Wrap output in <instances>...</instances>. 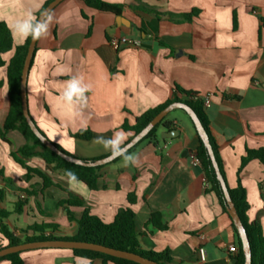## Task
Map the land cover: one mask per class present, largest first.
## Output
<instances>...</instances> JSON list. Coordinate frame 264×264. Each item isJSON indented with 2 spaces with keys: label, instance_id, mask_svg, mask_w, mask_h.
Listing matches in <instances>:
<instances>
[{
  "label": "crops",
  "instance_id": "crops-1",
  "mask_svg": "<svg viewBox=\"0 0 264 264\" xmlns=\"http://www.w3.org/2000/svg\"><path fill=\"white\" fill-rule=\"evenodd\" d=\"M47 1L0 0V23L10 30L14 47L26 39L13 37L9 27L13 18L29 10L36 15ZM100 1L121 7L120 16L87 7L82 0H64L52 10L54 21L49 34L37 40L26 82L34 124L73 157L97 160L110 151L97 140L75 139V133L90 130L110 133L111 138L175 95L185 99L176 88L200 99L211 94L203 110L226 184L234 188L237 180L241 182L249 206L247 219L258 222L264 235V164L249 161L238 173L247 150H264V0ZM192 11L197 15L183 19ZM113 38H127L138 45L114 50ZM12 55L13 51L3 56L5 64ZM73 77H83L90 85L86 105L62 99ZM8 109L6 68L0 67V128ZM174 111L167 120L172 123L170 131L178 132L176 137L162 139L161 134L169 131L160 127L159 141L141 142L131 152L139 157L138 165L124 166L122 158L101 166L93 191L39 158L18 156L58 187L42 190V181L35 175L25 180L26 169L11 157L25 140L17 131L10 132L8 143L0 140V170L12 182L5 184L0 178L4 192L0 210L8 214L4 223L9 231L20 237L28 227L48 224L58 226L55 236H75L77 224L68 221L66 210L78 219L83 208L58 206L69 192L105 223H111L119 210L130 208L141 249L169 250L170 264H235L232 257L238 245L231 222L209 191L202 168L189 162L199 146L198 136L185 112L183 116ZM128 195L134 196L133 204ZM18 201H24L20 213L14 210ZM153 213L160 215L165 229L149 223ZM12 217L23 220L14 222ZM0 244H7L1 235ZM199 248L205 251L204 260L199 258ZM20 259L21 264H104L64 249L28 250L20 253Z\"/></svg>",
  "mask_w": 264,
  "mask_h": 264
},
{
  "label": "trees",
  "instance_id": "trees-1",
  "mask_svg": "<svg viewBox=\"0 0 264 264\" xmlns=\"http://www.w3.org/2000/svg\"><path fill=\"white\" fill-rule=\"evenodd\" d=\"M48 0L42 7V9L35 15L39 16L41 11L51 2ZM87 7L93 8L100 12H106L113 14L114 16H120L121 7L108 5L100 0H82ZM147 12L146 10H143ZM156 17L159 14H155ZM197 15V11H192L190 14L183 15V19L189 21L192 16ZM158 19V18H157ZM140 32H144L143 29H139ZM31 40L29 36L23 45L14 47L12 42V36L10 30L5 23H0V67L6 68V84L8 87V103L9 109L5 121L0 128V140L4 143H8L7 135L10 132L17 131L25 140V144L16 152L11 153V157L16 163L21 165L26 169L25 180H29L31 175H35L41 179V189L45 190L49 187L56 186L52 181H50L45 174L38 169H32L27 167L19 158H39L43 161L46 166H51L54 170L61 171L68 179L76 181L86 186L89 190H95L97 187V182L99 179V170L101 167L87 168L78 165H74L66 162L61 159L59 156L51 152L40 141L34 136L31 132L29 126L27 125L21 108V99H20V78L21 71L23 68L24 60L27 54V49ZM13 51V55L9 60L8 64H5L3 61V56L9 52ZM176 93L182 94L185 99H180L177 95L174 98L167 100L163 104L145 111L141 116H139L134 126L127 128L122 127L124 131H130L132 136L128 138L126 143L131 140V138L139 133L155 116H157L164 108L169 106L172 103H184L188 105L198 120L200 121L202 127L204 128L209 143L212 147L217 165L219 167L220 173L226 183L224 168L218 153V146L213 139L210 129L209 121L203 110V102L195 94L190 92H184L176 88ZM188 118L194 133L197 135V132L194 128L193 123L185 113ZM168 116V115H167ZM167 116L155 126L147 136L141 141H151L157 142L160 140L159 128H164L166 131H170L172 128V123L167 120ZM39 130V129H38ZM40 131V130H39ZM41 132V131H40ZM42 133V132H41ZM43 134V133H42ZM44 135V134H43ZM110 133L108 134H96L90 130H80L73 135V137L80 141H92L97 140L98 138H110ZM198 136V135H197ZM199 139V138H198ZM139 142L135 147L129 150V153L133 152L135 148L141 143ZM60 151L65 153L68 156L73 157L66 151H64L60 146L53 143ZM196 154L200 160L201 168L204 172L206 183L209 187V191L212 192L222 208V212L228 217L231 222L232 229L235 234L236 242L238 245V250L236 254L232 257V260L235 261V264H244V256L242 252L241 242L237 235V232L233 226V222L230 216L227 213L226 202L220 188L218 181L216 180L214 170L211 166V162L208 158L206 149L199 140V146L196 149ZM122 159V157L116 159L114 162ZM98 160V159H97ZM252 160H258L264 164V150H247L246 155L242 158L241 165L238 169V173L243 169V167ZM87 161V160H83ZM95 161V160H90ZM0 178L5 184L12 185V182L3 176V172L0 170ZM227 186V191L230 196V199L234 205L237 216L239 217L249 240L250 250H251V264H264V235H262V229L258 222H249L246 216L248 211V203L246 200V192L239 180H237V185L234 188ZM28 196H31L32 193L26 191ZM67 199L59 202L58 206L66 205L68 207H80L83 208L81 216L78 219L74 218V214L67 208L66 216L69 222H75L77 224V233L73 237H60L55 236V231L58 230V226L55 225H34L28 227L22 231V238L14 236L8 229L7 225L4 223L8 214L0 210V235L7 242L3 247H0V250L10 246H17L24 243L30 242H39L47 240H70V241H79L86 242L104 246L106 248H111L119 251L130 252L136 255H139L145 259L153 261L158 264H170L171 256L170 251L165 250L162 252H153L142 250L138 243V233L136 232L135 222H134V213L130 208L121 209L116 214L114 220L111 223H105L97 216L90 213V209L85 205V203L73 196L71 193L67 192ZM4 198V192L0 190V203ZM135 201L134 196L128 195V202L133 204ZM24 206V201H18L14 210L16 213H20ZM149 223L155 229L163 230L165 226L160 222V215L153 213L150 217ZM49 231L48 236L44 235V232ZM31 232V236H27V233ZM74 256L85 258L88 260H101L104 264H136L130 261L113 258L101 253L86 251V250H71ZM1 261H8L9 264H21L20 253L10 254L5 257L0 258Z\"/></svg>",
  "mask_w": 264,
  "mask_h": 264
},
{
  "label": "water",
  "instance_id": "water-1",
  "mask_svg": "<svg viewBox=\"0 0 264 264\" xmlns=\"http://www.w3.org/2000/svg\"><path fill=\"white\" fill-rule=\"evenodd\" d=\"M62 1L64 0H52L41 11L37 19H42L46 12H48L49 10L51 11L54 10V8L57 7ZM37 40H33L32 38L30 40V43L27 49V54L24 60L23 68L21 71V78H20V99H21L22 114L31 132L40 141L42 145H44L47 149H49L51 152H53L54 154H56L57 156H59L61 159L65 160L68 163L82 166V167H87V168H95V167L105 166L107 164L114 162L118 158H115V159L112 158L111 154L104 158L95 160V161H83L75 157L68 156L62 151H60L56 146H54L53 143L50 142L38 130L37 126L34 124L28 112L26 82H27L28 71H29L32 57L35 51ZM177 109L182 110L187 114V116L189 117V119L194 125V128L197 132L199 140L201 141L204 148L206 149L208 158L211 162V166L215 173L216 180L218 181L220 185V188L222 190V193H223V196L226 202L227 213L233 222V226L241 242L242 252H243L244 259H245L244 264H251V250H250V244H249L246 231L239 217L237 216L234 205L230 199V196L227 191L226 183L220 173L212 147L209 143L208 136L204 128L202 127L200 121L198 120L197 116L195 115L193 110L188 105L184 103H172L166 108H164L139 133L134 135L131 138V140L126 143L128 145V149L130 150L133 147H135L169 113ZM177 135H178L177 131L163 132L161 134V138L162 139H172L176 137ZM20 238H22V236H20ZM37 249L86 250V251H93V252L101 253V254H104V255H107L113 258L130 261L136 264H158V263H155L153 261H150L148 259H145L139 255H136L130 252H124V251H119V250H115L111 248H106L104 246L97 245V244L79 242V241H70V240H47V241L30 242V243H24L21 245H17V246L6 247L0 250V258L5 257L10 254H16V253H21V252L28 251V250H37Z\"/></svg>",
  "mask_w": 264,
  "mask_h": 264
},
{
  "label": "clouds",
  "instance_id": "clouds-1",
  "mask_svg": "<svg viewBox=\"0 0 264 264\" xmlns=\"http://www.w3.org/2000/svg\"><path fill=\"white\" fill-rule=\"evenodd\" d=\"M54 21V14L51 10L46 12L42 19H37L32 11H27L20 17H14L9 25L14 38L23 42L29 36L33 40L41 39L49 34L50 25ZM90 90V85L83 82V77H73L68 81V86L62 95V99L68 104H87L86 93ZM128 137L124 131H117L111 138H98L97 143L102 144L105 150L110 151L112 158H123L124 166H135L139 164V157L129 153L126 144Z\"/></svg>",
  "mask_w": 264,
  "mask_h": 264
},
{
  "label": "built area",
  "instance_id": "built-area-1",
  "mask_svg": "<svg viewBox=\"0 0 264 264\" xmlns=\"http://www.w3.org/2000/svg\"><path fill=\"white\" fill-rule=\"evenodd\" d=\"M130 45H138V43H134L132 41H130L129 39L127 38H113L110 40V46L114 49V50H119L121 47L123 46H130ZM211 97L212 95L209 94L205 97H203L201 100L203 102V106L204 107H207L210 102H211ZM190 165L193 166V167H201V164H200V160L196 154V152L192 153L190 155ZM198 255H199V258L200 260H204L205 258V251L203 248H199L198 249Z\"/></svg>",
  "mask_w": 264,
  "mask_h": 264
},
{
  "label": "rangeland",
  "instance_id": "rangeland-1",
  "mask_svg": "<svg viewBox=\"0 0 264 264\" xmlns=\"http://www.w3.org/2000/svg\"><path fill=\"white\" fill-rule=\"evenodd\" d=\"M174 112H176V114H181L184 116V112L182 110L177 109ZM77 159H79V158H77ZM11 220H13L14 222L17 220L19 223H21L23 219L21 217H15V218L12 217ZM46 225H48V224H46ZM0 247H1V244H0Z\"/></svg>",
  "mask_w": 264,
  "mask_h": 264
}]
</instances>
